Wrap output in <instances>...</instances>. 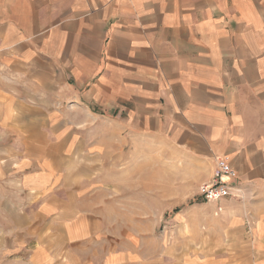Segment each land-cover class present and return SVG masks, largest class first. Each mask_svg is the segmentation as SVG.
<instances>
[{
    "label": "crops",
    "instance_id": "1",
    "mask_svg": "<svg viewBox=\"0 0 264 264\" xmlns=\"http://www.w3.org/2000/svg\"><path fill=\"white\" fill-rule=\"evenodd\" d=\"M165 155L189 187L228 162L264 251V0H0V264L106 234Z\"/></svg>",
    "mask_w": 264,
    "mask_h": 264
},
{
    "label": "rangeland",
    "instance_id": "2",
    "mask_svg": "<svg viewBox=\"0 0 264 264\" xmlns=\"http://www.w3.org/2000/svg\"><path fill=\"white\" fill-rule=\"evenodd\" d=\"M144 158V179L158 178L159 186L129 187L114 210L113 204H103L106 217L122 218L107 221L112 229L88 238L81 246L75 247L72 237L65 245L57 242L51 233L33 237L36 244L44 242L53 250L61 245L65 248L64 257L58 250L49 253L58 256L48 264L61 260L72 264L73 258L80 264H264V251L258 250L260 237L246 229L251 223H245L237 209L244 211L243 203L234 208L207 203L200 197V185H186L190 175L178 169L182 163L174 170L167 156H161L159 171L152 174L153 158ZM140 200L149 204L142 205ZM152 207L159 210L154 221L147 220ZM140 214L141 220L133 218Z\"/></svg>",
    "mask_w": 264,
    "mask_h": 264
},
{
    "label": "built area",
    "instance_id": "3",
    "mask_svg": "<svg viewBox=\"0 0 264 264\" xmlns=\"http://www.w3.org/2000/svg\"><path fill=\"white\" fill-rule=\"evenodd\" d=\"M237 180L238 174L231 165L225 160L218 159L211 180L199 187L200 197L212 204H219L230 198H240L241 191Z\"/></svg>",
    "mask_w": 264,
    "mask_h": 264
},
{
    "label": "trees",
    "instance_id": "4",
    "mask_svg": "<svg viewBox=\"0 0 264 264\" xmlns=\"http://www.w3.org/2000/svg\"><path fill=\"white\" fill-rule=\"evenodd\" d=\"M177 211V210H176Z\"/></svg>",
    "mask_w": 264,
    "mask_h": 264
}]
</instances>
